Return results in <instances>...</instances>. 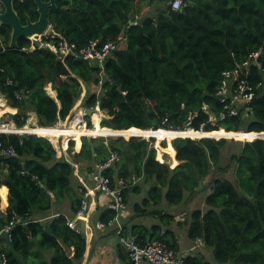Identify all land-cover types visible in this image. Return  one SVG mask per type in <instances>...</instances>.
<instances>
[{"label":"trees","instance_id":"obj_1","mask_svg":"<svg viewBox=\"0 0 264 264\" xmlns=\"http://www.w3.org/2000/svg\"><path fill=\"white\" fill-rule=\"evenodd\" d=\"M71 1L70 6L60 4L50 11L48 20L54 31L79 48L89 41L105 43L123 32L127 45L106 61L97 93L98 67L69 57L62 61L48 48L29 50L31 42L24 37L18 38L17 48H10V28L1 26L0 92L8 105L4 113H13L18 127L26 125L30 112L41 127L58 125L69 116L84 86L88 95L82 103L91 108L99 102L104 115L101 128L183 131L190 122L195 131L203 125L204 132H264V77L258 67L264 64V0H182L176 11L170 8L172 0ZM14 9L19 15L28 12L31 19L37 18L31 0L16 2ZM134 21L137 24L131 25ZM253 52L259 56L257 65L249 68L248 79L257 86L255 96L248 104H233L237 114L217 120L223 110L217 96L222 72ZM7 80L12 85H7ZM49 84L55 98L46 90ZM237 84L238 80L233 81L231 89ZM18 89L26 92L20 101L13 95ZM204 106L217 117L213 124ZM86 121L87 128L92 129L91 119ZM48 139L57 144L58 140ZM0 140H10L17 152V157L0 164V187L7 190V204H0V227L13 216L20 220L11 243L1 246L0 252L8 264H27L30 258L38 257V264L81 263L86 238L67 225L66 215L59 214L44 223L34 219L35 213L46 212L53 202L64 199L69 200L71 213L77 212L83 191L71 187L74 167L64 156L58 158L44 137L0 135ZM68 140L63 142L67 144ZM154 140L130 137L98 141L83 137L77 143L70 140L67 152L74 156L75 147L78 153L74 161L88 172L107 159L109 150L117 152L119 162L105 175L113 185L124 180L125 203L130 191L139 193L131 177H143L150 187L142 205H134V212L137 216H159L165 222L149 228L136 225L132 234L124 235L134 237L139 245L156 239L179 252L176 235L168 228L175 218L146 207H156L162 201L174 208L183 206L185 192L190 195L198 182L211 174L218 158L229 154L223 153L227 140L177 138L172 143L177 150L175 157L173 149L172 165L161 160L166 145L153 147ZM225 157L228 165H219L217 174L232 170L236 184L216 175L206 189L205 208L190 212L187 228L188 239L196 245L202 243L213 262L202 254L187 256L186 264H264V140L243 143ZM45 189L53 196L46 195ZM114 216L111 209L99 219L107 222ZM163 228L167 229L161 233ZM119 246L124 251L121 264L127 263L126 251ZM71 248L73 255L69 257Z\"/></svg>","mask_w":264,"mask_h":264},{"label":"built area","instance_id":"obj_2","mask_svg":"<svg viewBox=\"0 0 264 264\" xmlns=\"http://www.w3.org/2000/svg\"><path fill=\"white\" fill-rule=\"evenodd\" d=\"M169 5L171 10L176 11L181 7L182 0H172ZM130 24L136 25L137 23L136 21H134L130 22ZM29 40L31 42L29 50H34L36 48H48L49 50L56 53L60 58H62V61L69 57L75 60L85 61L88 63L89 66L98 67L99 72L97 76L99 78V82L97 84V93H100L106 61L116 50L125 48L127 45L126 36L123 32H121L113 40H109L102 44L98 43L96 40L89 41L84 47L79 48L76 46V44L67 41L62 35L54 31L51 24H49L46 31L39 36V46H35L33 44V41L31 39ZM23 50L26 49L23 48ZM258 56V52H253L249 54L244 61L236 63L234 68L222 72L221 83L217 90V96L219 97L220 103H222L223 105V110L218 115L217 120H224L227 115L237 114V108L233 107V104H248L252 101L253 97L255 96L254 93L255 88L257 86H253V84L248 79V71L250 67H252L253 65H257L256 60ZM258 67L262 73V76L264 77V64L258 65ZM235 80H238V84L235 89H231V83ZM6 84L9 86L12 85V81L7 80ZM25 93L26 92L23 89L14 90L13 95L15 100H22L25 96ZM85 95L86 89L84 86H82L81 99L78 102L79 104L81 103ZM3 104L7 105L5 97L0 92V108L3 107ZM76 106L73 109L72 116L69 120H67L66 123L69 124L71 122H74V127L78 130H82L85 128V126H87V122L85 120L86 117L84 113L86 108L84 110H80L76 109ZM91 108H99V102H96L95 106ZM203 110L209 114V120L210 122H212V124L213 122L217 121V117L214 114L209 113L206 106L203 107ZM97 113L101 114L100 110ZM12 115L13 114L9 112L1 114L0 135L6 136L7 138L9 136L22 137L25 135L42 137L34 132V128L38 125L29 123L22 127H18L12 119ZM190 119L191 118H189V120ZM202 127L203 125H201L200 130L195 131L193 128L190 127V122H188L186 124L185 130L183 131L189 130L192 132H204L202 131ZM239 132L251 133L245 131ZM256 134H258L259 136L255 140H264V132H259ZM83 137L88 136H80V138ZM20 144H22L21 140ZM53 145L54 144L52 143V146ZM57 150L58 147L56 146V151ZM63 152H65V149L63 150ZM72 153H74V151ZM62 155V152L58 150L57 157L59 158ZM15 157H17V152L14 144L10 142V140H0V164H3L4 160L8 158ZM119 160V154L115 151L109 150L107 159L104 162L97 164L94 171L87 172L86 176L84 177H79V173H75L77 178L79 177L80 183L84 189V193L80 199L79 208L74 216L75 220L88 218L90 211V202L88 199L93 198L94 194L98 192L100 195H104L112 199L111 209L115 211V216L107 222H102L100 220L97 221L95 223V227L99 230H104L113 227L114 225V227H116L115 222L118 220V217L123 216L126 210V203L122 196L123 190L126 189V186L124 180H119L117 184L113 185L111 183V180L105 175V172L112 168L115 163L119 162ZM33 179L36 180V178ZM86 179H88V181H86ZM135 180L136 177L133 175L131 177V181L134 183ZM39 186L44 188V185L41 182L39 183ZM45 194L52 196L51 192L46 189ZM74 221L73 218L67 219V225L73 230L75 229ZM18 222H20V220L13 216L0 227V244L5 245L11 243L13 237V230ZM116 233L118 236V243L125 249L128 258V262L123 264H186L185 258L187 256L183 252H175L167 248L162 242L156 239L149 240L145 244L139 245L134 237L122 234L121 226L116 227ZM0 264H8L6 256L3 252H0Z\"/></svg>","mask_w":264,"mask_h":264},{"label":"crops","instance_id":"obj_3","mask_svg":"<svg viewBox=\"0 0 264 264\" xmlns=\"http://www.w3.org/2000/svg\"><path fill=\"white\" fill-rule=\"evenodd\" d=\"M47 87H49V92L53 93V91L51 90V85L49 84ZM52 97L55 98V94ZM64 148H66V144L63 142V150H64ZM165 151H169V148L166 149ZM163 154H167L170 157V159L172 160L171 163L173 162V151H172V153H166V152L162 153V155H161L162 161H163ZM73 167H74V176L78 180L79 185L77 187L73 186L72 189L77 192L79 190L78 188H81L80 191H83L82 192V195H83L84 189L80 183L79 177L80 176L81 177L86 176V173L88 171L85 170L82 166H79L76 162H75V165ZM3 172L4 173L6 172V168L3 169ZM75 173H79L78 178H77ZM86 181H88V179H86ZM137 181L138 180L136 179L132 186H139V193H141L142 192L141 191V185H142L143 190H145L147 192L149 187H150V183L145 182V184H141V179H140L139 183H137ZM131 193H132V191H130L128 193L129 194L128 195L129 200H130V194ZM65 200L66 199H64L63 201H60V203H56V202L54 203L53 202L50 210H48L46 212L35 213L34 217H36L38 219V221L41 222L42 220L43 221H49L50 219H52L55 216H58L59 214H64L67 216V219L73 218V221H74L75 220V217H74L75 214H72L71 211L69 210V208L68 209L65 208V207H67V203L65 202ZM88 200L90 202V211H89L88 218L87 219H76L74 221V226H75L74 230L77 232L80 231L84 234L86 241H87L86 250H87V248L89 250V248L94 244V242H97L96 246H95V250L93 252V255H92V258H91L89 264H121L122 263V261H120L121 260V250L123 251V249L118 244V236L116 233V227L121 226L123 234H132V231H131L132 227L138 225V224L134 223V221H135L134 216H133L134 214L132 215L130 213H127L125 210L123 216L118 217V220L115 222L116 227H114L115 226L114 225L113 227H110V228H107L104 230H99L95 227V223L100 220L99 217L103 212H105L107 210H111L112 199L108 198L104 195L102 196L98 192H96L94 194L93 198H89ZM128 201L126 203L127 205H128ZM0 204L2 207H5L7 204V190H6L5 186L0 187ZM127 205H126V209H127ZM175 210L176 209L174 208L173 212H175ZM37 219H35V220H37ZM143 226L149 228L152 225L146 223ZM201 244L202 243H200V245L197 246V248L192 250V251H190L189 249L192 248L193 246H196V245L190 246L187 250V251H189V253L185 254L184 251H182L181 246L178 243L179 252H183L186 256H198V255L200 256L203 254L204 257L206 256L205 259L212 263L213 262V260L211 259L212 256L208 257V255H210V252L207 250L208 254H207V252L205 254L204 247L201 246ZM5 245H7V244H5ZM5 245L0 244V247L5 246ZM85 254H86V252H85ZM72 255H73V248L70 249L69 257H71ZM83 260H84V258H83ZM83 260L81 263H73V264H83ZM27 264H29V261L27 262Z\"/></svg>","mask_w":264,"mask_h":264},{"label":"rangeland","instance_id":"obj_4","mask_svg":"<svg viewBox=\"0 0 264 264\" xmlns=\"http://www.w3.org/2000/svg\"><path fill=\"white\" fill-rule=\"evenodd\" d=\"M150 11H151V9H149L148 10V15H150ZM151 14H152V12H151ZM47 90H48V92H49V87H47ZM50 93V92H49ZM55 93L53 92V93H50V95L51 96H53ZM80 99H81V97H80ZM80 99L77 101V103L75 104V106L77 105V104H79L78 102L80 101ZM82 102V101H81ZM74 106V107H75ZM73 107V108H74ZM73 108H72V110H73ZM34 117V118H33ZM104 117V115L102 114L101 115V119ZM100 119V120H101ZM86 120V119H85ZM66 123L67 122V118L64 120V121H58L57 122V124H60V123ZM29 123H33V124H36V125H38V120H37V118H36V116H35V114H33V113H28V118H27V121H26V124H29ZM178 137V136H177ZM209 137H210V135H209ZM47 138H53V139H55V140H58L57 141V147H58V150L60 151V152H63V139L62 138H60V139H58V137H47ZM46 138V139H47ZM139 138H142V137H139ZM176 138V137H175ZM175 138H174V140H175ZM182 138V137H181ZM213 137H210V139H212ZM101 139H104V140H106V139H109V138H104V137H99V138H97L96 140H101ZM142 139H145V140H149V139H146V138H142ZM153 139V138H152ZM214 140H216L215 138H213ZM49 140V139H48ZM70 140H72V139H69V141ZM160 140V139H159ZM173 139L171 140V141H160V146H161V144L162 143H164L165 145H166V148H165V150L166 149H168L169 148V151L167 152V151H164V152H166V153H172V151H173V146H172V143H173V141H174ZM194 140H198V138H196V139H194ZM231 140H233V141H231ZM231 140H227V144H226V146L224 147V149H223V153H235L239 148H240V146L243 144V143H246V142H243V141H241V140H235V139H231ZM69 141H67V144H66V148H65V153H67V154H69L68 152H67V148H68V142ZM252 141H254V140H252ZM49 142L51 143V141L49 140ZM73 142H74V140H73ZM236 142H240L241 144H239V143H236ZM248 142H251V141H248ZM75 143V142H74ZM107 142H105V144H106ZM52 144V143H51ZM55 145H53V147L55 146ZM56 146L54 147L55 148V150H56ZM152 146L153 147H155V140H154V142H153V144H152ZM74 149H75V147H74ZM57 150V151H58ZM56 151V152H57ZM63 154V153H62ZM163 162H165V163H167L168 165H172V163H171V159H170V157L167 155V154H163ZM219 165L220 166H227L228 165V160H227V157H223L221 160H220V163H219ZM217 176L218 177H226V178H228L230 181H232L234 184H236L235 183V180H234V177H233V173H232V170H230V169H228V170H226V172L225 173H222V174H217ZM136 179L138 180L137 181V183H139L140 182V179H141V184H145V180H144V178L143 177H136ZM143 179V180H142ZM136 183V184H137ZM79 184H78V180L76 179V177L74 176L72 179H71V187H73V186H75V187H77ZM207 189V188H206ZM206 189H204V190H202L201 192H199L191 201H190V203H189V207H188V209L185 211V213L182 215V216H180L179 217V219H177V220H174V221H172V223L169 225V229H171L174 233H175V235H176V238H177V241H178V243H179V245L181 246V249H182V251H184V253L186 254V253H189V251H187L188 250V248L190 247V246H192V245H196V243L194 242L193 243V241H191L190 239H188V237H187V228H188V224H189V214H190V212L191 211H193V210H197V209H201V210H203L204 208H205V206H204V199H205V194L208 192ZM142 191V192H141ZM141 193H135V192H132L131 194H130V200L128 201V205H127V209H126V212L127 213H130V214H134L133 216H134V223H136V224H138V226H143V225H145L146 223H148V224H150V225H155V224H158V225H162V224H165L162 220H161V218L159 217V216H153V215H141V216H137L136 215V213L134 212L135 211V209H134V205L136 204V203H138L139 204V202H140V205H142L141 203H142V200H143V198H145V196H147V192L145 191V190H143V187H142V185H141ZM78 192V191H77ZM188 196H189V194L187 193V192H185V195H184V199L186 200L187 198H188ZM65 202L67 203V207H65L66 209H68L69 208V210H70V206H69V200H65ZM183 206L181 205V206H179V207H177V208H175V209H181ZM146 209L147 210H154V209H157V210H159V211H161V213L162 214H165V215H168V216H170V214L171 213H173V211H174V207L173 206H170V205H168L165 201H162L160 204H158L156 207L155 206H153V205H149L148 207H146ZM34 219H37L36 217H34ZM38 220V219H37ZM183 220H185V222L183 221ZM182 221H183V223H182ZM41 222H46V221H41ZM182 223V224H181ZM144 227V226H143ZM166 229L167 228H163V230H161V233L162 232H165L166 231ZM200 244H198V245H196V246H194V249H196L197 248V246H199ZM202 245V244H201ZM190 251H192L193 249L192 248H190L189 249ZM49 254V253H48ZM209 257V256H208ZM39 259H34V258H30L29 259V264H38V262L40 261V259H41V257H38Z\"/></svg>","mask_w":264,"mask_h":264},{"label":"water","instance_id":"obj_5","mask_svg":"<svg viewBox=\"0 0 264 264\" xmlns=\"http://www.w3.org/2000/svg\"><path fill=\"white\" fill-rule=\"evenodd\" d=\"M21 2L22 0H0L1 9H0V26H6L10 28V42L9 47L10 48H17V40L18 38L24 37L27 39H31L33 41V44L35 46H39V36L43 34L49 23L48 16H49V10L56 9V1L58 0H49L48 2H43L42 0H31L35 6V12L37 14V18L35 20H32L29 15H24V22L21 21V17L18 15L17 11L14 9V3L15 2ZM65 1V0H60ZM33 38V39H32ZM46 81L48 79L46 78ZM76 109L84 110V103H81L76 106ZM99 108H87L85 109V117L90 118L94 112H98ZM73 111L70 112L69 116L67 117V120L70 119L72 116ZM148 131V130H143ZM154 132V131H151ZM131 137H138V136H131ZM88 140L90 139H97L99 137H86ZM123 137H116V138H110V139H118ZM125 139V138H124ZM205 139V138H202ZM175 150V157L177 155V150ZM93 152V149H92ZM63 155L69 162L70 165L74 166L75 161L74 158L77 157V153L74 150V156H70L69 154L62 152ZM231 154H223L221 155L211 174L207 175L204 180H201L198 182L197 186L193 189L192 193L188 196V198L185 200L184 205L181 209H176L175 212L171 213L170 216L174 217L175 220L179 219L180 216H182L185 211L189 207L190 201L202 190L208 188L210 184L216 179L217 175V168L219 166L220 160L225 157L229 156ZM97 242H94V244L86 250V254L84 255L83 264H89L93 252L95 250Z\"/></svg>","mask_w":264,"mask_h":264},{"label":"bare ground","instance_id":"obj_6","mask_svg":"<svg viewBox=\"0 0 264 264\" xmlns=\"http://www.w3.org/2000/svg\"><path fill=\"white\" fill-rule=\"evenodd\" d=\"M5 107H6V104H3V107L0 108V116H1V114L4 113ZM7 107H8V105H7ZM7 110L9 111V109H7ZM78 112H79V110H78ZM90 119H91V121L93 123L92 129H88L87 126H85L84 129L78 130V129H76L74 127V125H75L74 122H71L69 124L62 122V123H60V124H58L56 126H53V127H39V126H36L34 128V132L39 134L42 137H45V138H47V137H58L59 139L62 138L65 142H66V140L68 138L69 139L71 138L75 142H78L81 135H87V136H90V137H104V138H116V137H120L121 136V137H123L125 139L130 138L131 136H138V137H142V138H146V139L150 138V137H154V138L157 139V141L155 142V145L159 144L160 141H171L172 139L174 140L175 137H176L175 139L181 138V137H188V138H192V139H196V138L202 139V138H205V137L206 138L213 137L216 140H222V139L231 140V139H235V140H241L243 142H248V141L255 140L259 136L258 134L253 133V132H251V133L225 132L223 130L216 131V132H206V133L205 132H200L199 134H195L194 132L189 131V130H187V131H171V130H163V129H160V130H157V131H154V132L137 130V129H128V130H124V131H116V130H112V129H109V128H101L100 127V125H99V122H100V119H101V114L100 113H97V112L93 113L92 116L90 117ZM209 135H210V137H209ZM159 148H160V146H159ZM38 160H39V158H38ZM55 194H56V192H55ZM139 204H140V202H139ZM100 221H102V220H100Z\"/></svg>","mask_w":264,"mask_h":264},{"label":"flooded vegetation","instance_id":"obj_7","mask_svg":"<svg viewBox=\"0 0 264 264\" xmlns=\"http://www.w3.org/2000/svg\"><path fill=\"white\" fill-rule=\"evenodd\" d=\"M43 2H48L49 0H42ZM18 2V1H17ZM16 3V2H15ZM14 3V4H15ZM66 3H68V5L70 6L71 4H72V1L71 0H65V1H60V0H58V1H56V9H51V10H49V13H50V11H55V10H57L59 7H60V4H66ZM35 6H34V13H36L35 12ZM25 14H27V15H29L30 16V18H31V15L28 13V12H24L22 15H19L20 17H21V21L22 22H24V15ZM32 20H34V19H32ZM1 27V26H0Z\"/></svg>","mask_w":264,"mask_h":264},{"label":"clouds","instance_id":"obj_8","mask_svg":"<svg viewBox=\"0 0 264 264\" xmlns=\"http://www.w3.org/2000/svg\"><path fill=\"white\" fill-rule=\"evenodd\" d=\"M85 89H86V87H85ZM46 90H47V87H46ZM48 92V91H47ZM48 94H49V92H48ZM82 94V93H81ZM86 94H87V89H86ZM50 95V94H49ZM51 96V95H50ZM52 97V96H51ZM85 97V96H84ZM82 103V102H81ZM80 103V104H81ZM85 107V106H84ZM74 109V108H73ZM87 109V108H86ZM71 111H73V110H71ZM30 113H32V112H30ZM94 113H96V112H94ZM13 114V113H12ZM102 114V113H101ZM14 115V114H13ZM86 119V118H85ZM102 120V119H101ZM100 120V121H101ZM87 122V121H86ZM100 123V122H99ZM57 124V123H56ZM38 126H39V124H38ZM39 127H41V126H39ZM49 127H51V126H49ZM158 130H160V129H158ZM153 131V130H152ZM150 139H152V138H150ZM200 140V139H199ZM73 141V140H72ZM75 150V149H74Z\"/></svg>","mask_w":264,"mask_h":264}]
</instances>
